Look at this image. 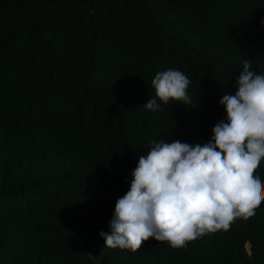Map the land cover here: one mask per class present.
<instances>
[{
	"label": "trees",
	"instance_id": "obj_1",
	"mask_svg": "<svg viewBox=\"0 0 264 264\" xmlns=\"http://www.w3.org/2000/svg\"><path fill=\"white\" fill-rule=\"evenodd\" d=\"M246 59L264 75V0H0V264H264V202L184 248L90 245L154 142L212 140ZM169 69L191 105L156 97Z\"/></svg>",
	"mask_w": 264,
	"mask_h": 264
},
{
	"label": "clouds",
	"instance_id": "obj_2",
	"mask_svg": "<svg viewBox=\"0 0 264 264\" xmlns=\"http://www.w3.org/2000/svg\"><path fill=\"white\" fill-rule=\"evenodd\" d=\"M246 59L235 95L220 101L227 122L212 129V140L190 145L154 142L132 173L130 190L116 202L107 248L138 251L149 239L184 248L209 233L229 230L264 202V180L255 173L264 160V75L250 71ZM191 80L169 69L152 81L158 100L191 105ZM146 110H160L149 99Z\"/></svg>",
	"mask_w": 264,
	"mask_h": 264
},
{
	"label": "rangeland",
	"instance_id": "obj_3",
	"mask_svg": "<svg viewBox=\"0 0 264 264\" xmlns=\"http://www.w3.org/2000/svg\"><path fill=\"white\" fill-rule=\"evenodd\" d=\"M91 249L93 251V258L95 260H98L101 255L104 254H110L111 253V249L106 247V244H102L99 241L93 239L91 240ZM248 248V246H246Z\"/></svg>",
	"mask_w": 264,
	"mask_h": 264
},
{
	"label": "water",
	"instance_id": "obj_4",
	"mask_svg": "<svg viewBox=\"0 0 264 264\" xmlns=\"http://www.w3.org/2000/svg\"><path fill=\"white\" fill-rule=\"evenodd\" d=\"M248 252L250 253L251 252V244L248 243V248H247Z\"/></svg>",
	"mask_w": 264,
	"mask_h": 264
}]
</instances>
